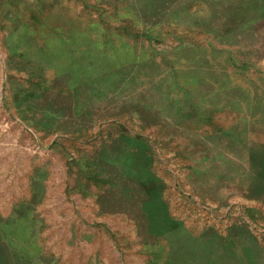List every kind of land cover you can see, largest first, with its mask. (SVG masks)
<instances>
[{
    "label": "rangeland",
    "instance_id": "374dc122",
    "mask_svg": "<svg viewBox=\"0 0 264 264\" xmlns=\"http://www.w3.org/2000/svg\"><path fill=\"white\" fill-rule=\"evenodd\" d=\"M0 264H264V0H0Z\"/></svg>",
    "mask_w": 264,
    "mask_h": 264
},
{
    "label": "crops",
    "instance_id": "0c3cea01",
    "mask_svg": "<svg viewBox=\"0 0 264 264\" xmlns=\"http://www.w3.org/2000/svg\"><path fill=\"white\" fill-rule=\"evenodd\" d=\"M113 6L118 8V5H113ZM79 107H80L79 109H81V110H79L80 111V115L83 114L84 118H87V115L89 113L88 106L80 105ZM82 108H83V110H82ZM132 142H134V139L126 138L125 134L120 132L119 137L110 138L109 142L103 143L102 145H105V148L107 147V149H105V150H106V152L108 154H109V152H112V151L116 152L115 154L124 151V153H127L130 156V154H134L133 150L130 149V147H129L130 143L133 144ZM123 146H125V147H123ZM111 154H113V153H111ZM110 156L111 155H109V157H107L106 159H110ZM112 158H114V157H112ZM121 176H122V178L127 179V181H131L132 184L136 185L135 178L133 179V177L131 175H129L127 171H126V173H124ZM133 187H135V186L127 187V193L135 192V188H133ZM119 191L120 190L117 189L118 193H119ZM122 192H124V191L122 190ZM130 200L131 199L129 197H125L124 195L123 196H118L117 200L113 201L112 205H110V206L118 208V206H117L118 204H115V203H119V202H122V201L130 202Z\"/></svg>",
    "mask_w": 264,
    "mask_h": 264
}]
</instances>
